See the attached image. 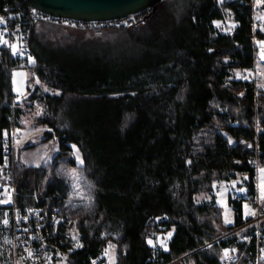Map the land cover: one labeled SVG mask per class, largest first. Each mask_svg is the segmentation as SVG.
Returning a JSON list of instances; mask_svg holds the SVG:
<instances>
[{
    "label": "trees",
    "instance_id": "16d2710c",
    "mask_svg": "<svg viewBox=\"0 0 264 264\" xmlns=\"http://www.w3.org/2000/svg\"><path fill=\"white\" fill-rule=\"evenodd\" d=\"M8 5L32 8L28 0H0V16ZM182 6L177 16L160 3L141 29L134 16L120 28L130 38L115 49L50 39L57 32L50 24L31 27L35 62L28 68L60 90L41 95L36 124L53 129L46 137L54 134L60 151L39 167L16 159L11 174L20 204L28 205L29 195L46 212L70 213L80 227L84 245L70 264H87L108 241L116 244L117 264H220L222 250L231 247L240 257L236 264L255 255L254 242L243 239L254 227L234 231L247 220L244 202L257 197L251 164L256 157L264 164V96L256 103L253 83L233 77L254 64L251 1L184 0ZM227 8L237 25L224 33L215 21L226 20ZM17 67L0 51V138L13 120L20 126L21 106H9ZM3 156L0 147L1 184ZM72 169L84 176L87 198H71ZM234 180L226 188L246 182L249 190L242 200L229 195L235 222L225 225L214 188ZM2 220L0 208V264H14L12 245L3 242L12 228ZM219 226L225 232L217 236ZM172 229L171 238L163 234L166 248L149 243Z\"/></svg>",
    "mask_w": 264,
    "mask_h": 264
},
{
    "label": "built area",
    "instance_id": "2783aa9c",
    "mask_svg": "<svg viewBox=\"0 0 264 264\" xmlns=\"http://www.w3.org/2000/svg\"><path fill=\"white\" fill-rule=\"evenodd\" d=\"M251 1V28L252 40L260 43L257 46L259 54L264 49V37L259 33L264 31V0ZM0 18V51L8 52L15 60L16 66H28L34 57L31 46V27L39 21L62 23L73 27H128L131 26L135 17L129 15L119 19L86 22L82 20L56 17L31 8L25 10L20 7L6 6ZM222 32H228L224 27ZM263 45V46H261ZM256 48V47H255ZM259 63L264 65V59L259 55ZM260 68L255 61L253 67L247 71V79L253 83L254 99L257 103L261 96H264V86L260 84ZM20 101L16 95L9 102L10 108L14 111ZM257 109V105L255 107ZM256 135L262 130L261 120L256 118L254 123ZM17 127L14 120L8 126L0 138V147L4 156L1 163V172L4 183H0V208L3 210V224L11 226V242L14 257V264H70L69 259L84 245L82 231L73 222L70 213L60 211L59 208L45 212L42 207L35 205L28 206L19 203V190L17 188L11 170L15 161V149L18 141ZM251 167L256 173L264 164H261L256 157ZM257 183V182H256ZM243 190V191H241ZM249 187L246 182L242 186L231 190L235 198L242 200ZM215 193L218 194L217 188ZM254 211V214L247 215V220L234 231L253 226L254 229L244 236L247 242L255 244V255L248 260V264H263L264 261V203L258 195L252 200L244 202V205ZM228 232L226 235L234 232ZM228 250L225 254V250ZM116 254V244L108 241L102 252L96 257H90L87 264H115L113 261ZM240 260L235 247L224 248L220 264H236Z\"/></svg>",
    "mask_w": 264,
    "mask_h": 264
},
{
    "label": "rangeland",
    "instance_id": "374dc122",
    "mask_svg": "<svg viewBox=\"0 0 264 264\" xmlns=\"http://www.w3.org/2000/svg\"><path fill=\"white\" fill-rule=\"evenodd\" d=\"M183 1L184 0H166L163 3H164L165 8L173 9L175 14L177 16H180V13L182 12V9H183V6H182ZM226 12H227L226 20L225 21L217 20L215 21V24L220 29L224 27L228 32H230L236 27L237 23L234 20V16H233L231 9L227 8ZM146 21L142 20L141 22L140 20L141 23L138 24V28L141 29L143 27L148 26L149 21L147 22ZM43 24L53 25L54 27L53 29L57 30V32H53V35L51 36L50 39H52L54 36H60L63 39L68 37L76 42L88 43L92 47L95 45L97 48H100V49L118 48V46L124 44L130 38L129 35L123 33L124 31L120 30L121 27L104 26V27L84 28V27H73V26H69L66 24H62V23L47 22V21H39L35 25L37 26L38 29H40L41 25ZM131 28H134V27H131ZM259 45L260 43H255L256 48L254 50V62L257 61L258 67L261 68L264 65L262 63H259L258 60L260 58L259 55L261 54V57H262L263 52L259 54V50L257 48V46ZM34 62H35V58L33 57L30 60V65L19 66L15 68L12 72V78H11L12 88H13L14 93L16 94L17 101H20L19 103L20 106L23 105L25 102L22 99L26 96L29 85H31L32 87L31 89L32 93L38 94V97L36 101L34 102L33 106L32 105L30 106L29 104L26 105L28 106L26 108V111L27 110L29 111L28 113H30L31 115V121L34 118H38L43 113L44 105L40 101L41 95L45 93H48V94L59 93L60 94V90L52 88L49 85H47L44 81H42L34 69H32V72H31V70L28 67L29 66L32 67L34 65ZM248 70L249 69L245 71L235 70L233 72L234 73L233 77L237 79H247ZM18 73L23 74V75H16ZM31 75L33 76V81L30 82L29 77ZM260 84H261V81H260ZM30 108L31 110H29ZM31 121L28 120L25 125L28 127L31 126ZM59 126L62 127V125H59ZM16 127H17V133L19 137L17 141L16 149H15V152H16L15 160L17 159L16 162L20 161V162H25V163H37V164L40 163L41 164V163H44L50 160L53 156H55L57 150L54 146L56 145V143L53 144L52 141L50 142L48 141L50 137L45 136L44 134L45 128L32 126L31 129H28L30 131L29 140L27 141L25 140L26 142H22L21 136H20V132H21L20 126H16ZM24 132L26 131L24 128H22V133ZM48 132H53V129L50 128V131ZM46 141H48L49 143H46ZM71 146H72L73 151L75 152L77 161L80 164H82L83 162L82 156L80 152L78 151L77 147L75 145H71ZM262 169L264 168H261L259 172L257 173V191H258V195L260 198H261L260 186L262 185V183H264V180H262V176H261ZM67 178L70 180L71 198H74V200L87 198L85 196V193L87 189L89 188L85 187L87 182L84 181V176H81L78 173V171H76L75 169H72L70 172V176H67ZM215 189L216 188H214V192H215ZM233 189H234L233 187L231 188H226V187L219 188L218 187L217 191L219 193L218 194L215 193L219 199V203L221 207L223 208V221L225 225H232L235 222L233 209L228 205L229 195L232 194L231 190ZM245 218L247 219V216H245ZM223 232H225V228H223V226H219L216 235L220 236L223 234ZM163 234L168 236V238H171L174 234V229L168 232H165V233L159 232L155 235L154 238H149V241H152L151 245L166 248L167 244L162 240ZM3 242L6 244L7 247H11L12 245L10 237L8 238L6 237ZM209 245L210 244H208L207 246ZM115 257H117V252L116 254H114L113 261L115 260ZM170 264H183V263L181 262V259H178Z\"/></svg>",
    "mask_w": 264,
    "mask_h": 264
},
{
    "label": "water",
    "instance_id": "95a60500",
    "mask_svg": "<svg viewBox=\"0 0 264 264\" xmlns=\"http://www.w3.org/2000/svg\"><path fill=\"white\" fill-rule=\"evenodd\" d=\"M33 8L56 17L86 22L107 21L129 15H139L148 10L155 13L158 5L166 0H28ZM140 20L137 22L139 23ZM212 50V49H211ZM226 181L222 187L236 185ZM166 219V216L160 220ZM165 238L168 236L165 235ZM162 239V238H161Z\"/></svg>",
    "mask_w": 264,
    "mask_h": 264
},
{
    "label": "crops",
    "instance_id": "0c3cea01",
    "mask_svg": "<svg viewBox=\"0 0 264 264\" xmlns=\"http://www.w3.org/2000/svg\"><path fill=\"white\" fill-rule=\"evenodd\" d=\"M260 70H261V74H260V81H261V84L264 86V66H262L261 68H260ZM11 83H12V81H11ZM31 89H32V87H31V85H29V88H28V92H27V94H26V96L22 99V100H24L25 102H24V104L23 105H21V110H20V118H19V122H20V130H21V132H20V136H21V141L22 142H26L27 140H29V137H30V131L28 130V129H31L32 128V126H34V127H42V128H45L44 129V134H45V136H46V132H48V131H50V128L48 127V126H46V125H41V124H36V120H37V118H34L32 121H31V115H30V113H28L29 111L27 110L26 111V108L28 107V106H26L27 104H29L30 106L32 105H34V102L36 101V99H37V96H34L33 95V93H32V91H31ZM12 90H13V88H12ZM32 93V94H31ZM27 101V102H26ZM29 110H31V108L29 109ZM28 120H30L31 121V126H26L25 124H26V122L28 121ZM27 127V128H26ZM22 128H24L25 129V131L26 132H24V133H22ZM46 138V137H45ZM26 140V141H25ZM49 142L50 141H52L53 142V144L54 143H56V145L54 146L55 148H56V154H55V156L59 153V151H60V146H59V142L56 140V138L54 137V134H53V136L52 137H50V139L48 140ZM48 141H46V143H49ZM55 156H53L50 160H48V161H46V162H44V163H39V164H37V163H25V162H22L23 164H25V165H27V166H35V167H39V166H43V165H48V164H50L53 160H54V158H55ZM77 163L78 164H80L78 161H77ZM71 172V171H70ZM70 172H68V174H67V176H70ZM43 176V175H42ZM261 176H262V174H261ZM34 194V196L37 194V192H34L33 193ZM27 196V197H26ZM25 197H23V201L25 202V203H27L28 205H33L32 203H34L33 202V200H31V197L29 196V195H26Z\"/></svg>",
    "mask_w": 264,
    "mask_h": 264
},
{
    "label": "snow or ice",
    "instance_id": "6c2138e0",
    "mask_svg": "<svg viewBox=\"0 0 264 264\" xmlns=\"http://www.w3.org/2000/svg\"><path fill=\"white\" fill-rule=\"evenodd\" d=\"M2 21H3V18H0V22H2ZM16 75H23V74L18 73ZM73 147H75V146H73ZM261 173H262V180H264V169L261 170ZM241 191H243V190H241ZM260 191H261V199H262V201H264V183H262V185L260 186ZM244 208H245V216H247L249 214H254V211H252L247 204L244 205ZM226 222H228V221H226ZM149 243L151 244L152 241H149ZM227 252H228V250L226 249L225 254H227Z\"/></svg>",
    "mask_w": 264,
    "mask_h": 264
},
{
    "label": "flooded vegetation",
    "instance_id": "af4514ba",
    "mask_svg": "<svg viewBox=\"0 0 264 264\" xmlns=\"http://www.w3.org/2000/svg\"><path fill=\"white\" fill-rule=\"evenodd\" d=\"M154 15V13H151V10H148L142 14L136 15V21L138 20H149L152 16Z\"/></svg>",
    "mask_w": 264,
    "mask_h": 264
},
{
    "label": "bare ground",
    "instance_id": "6f19581e",
    "mask_svg": "<svg viewBox=\"0 0 264 264\" xmlns=\"http://www.w3.org/2000/svg\"><path fill=\"white\" fill-rule=\"evenodd\" d=\"M263 54H262V58L264 59V49H263ZM43 209V208H42ZM44 210V209H43ZM45 211V210H44ZM46 212V211H45ZM117 258V257H116Z\"/></svg>",
    "mask_w": 264,
    "mask_h": 264
}]
</instances>
